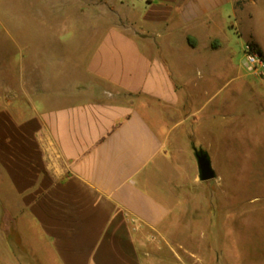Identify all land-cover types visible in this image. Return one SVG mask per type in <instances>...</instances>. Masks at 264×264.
Segmentation results:
<instances>
[{
	"label": "crops",
	"instance_id": "0c3cea01",
	"mask_svg": "<svg viewBox=\"0 0 264 264\" xmlns=\"http://www.w3.org/2000/svg\"><path fill=\"white\" fill-rule=\"evenodd\" d=\"M79 1L94 24L73 73L16 60L1 83L0 264H148L180 186L149 118L179 108V67L210 64L238 0Z\"/></svg>",
	"mask_w": 264,
	"mask_h": 264
},
{
	"label": "rangeland",
	"instance_id": "374dc122",
	"mask_svg": "<svg viewBox=\"0 0 264 264\" xmlns=\"http://www.w3.org/2000/svg\"><path fill=\"white\" fill-rule=\"evenodd\" d=\"M82 3L0 0V89L19 78L16 60L37 61L51 79L73 73L94 24ZM231 23L208 66L179 67V108L162 113V125L149 118L170 139L180 186L168 237L145 240L148 264H264V75L243 50L253 42L264 51V0H238ZM195 149L208 155L214 179L199 181Z\"/></svg>",
	"mask_w": 264,
	"mask_h": 264
},
{
	"label": "water",
	"instance_id": "95a60500",
	"mask_svg": "<svg viewBox=\"0 0 264 264\" xmlns=\"http://www.w3.org/2000/svg\"><path fill=\"white\" fill-rule=\"evenodd\" d=\"M194 156L199 169V181L207 182L214 179L216 172L214 171L211 161L206 152L199 149H195Z\"/></svg>",
	"mask_w": 264,
	"mask_h": 264
},
{
	"label": "built area",
	"instance_id": "2783aa9c",
	"mask_svg": "<svg viewBox=\"0 0 264 264\" xmlns=\"http://www.w3.org/2000/svg\"><path fill=\"white\" fill-rule=\"evenodd\" d=\"M245 64L251 71L258 75H264V58L247 44L244 47Z\"/></svg>",
	"mask_w": 264,
	"mask_h": 264
},
{
	"label": "trees",
	"instance_id": "16d2710c",
	"mask_svg": "<svg viewBox=\"0 0 264 264\" xmlns=\"http://www.w3.org/2000/svg\"><path fill=\"white\" fill-rule=\"evenodd\" d=\"M248 45L251 47V49L255 50L257 53H259L260 55H262V53H261V51H260V49H259V47H258L257 44L251 42Z\"/></svg>",
	"mask_w": 264,
	"mask_h": 264
}]
</instances>
